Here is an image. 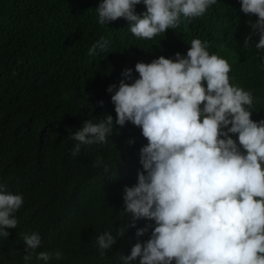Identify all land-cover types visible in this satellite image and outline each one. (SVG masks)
<instances>
[{
	"label": "trees",
	"instance_id": "trees-1",
	"mask_svg": "<svg viewBox=\"0 0 264 264\" xmlns=\"http://www.w3.org/2000/svg\"><path fill=\"white\" fill-rule=\"evenodd\" d=\"M100 2L0 0V184L24 199L15 213L17 227L0 237V264H45L35 254L24 261L25 233L40 234L37 253H62L47 264H123L120 255L150 238L154 221L141 218L131 227L132 217L123 212L124 187L137 183L140 149L148 143L140 127L115 124L116 89L107 88H118L124 69H132L133 79H125L132 83L139 78L137 62L186 56L191 41L201 39L210 54L231 64L230 82L252 92L251 118L264 119V50L255 48L258 34L244 44L252 32L248 22L258 17L243 13L241 0H217L203 16L151 40L135 37L124 18L99 24ZM135 11L142 14L146 6L138 4ZM101 37L110 41L107 51L89 56ZM106 114L114 123L107 143L81 145L73 155L78 141L72 134ZM230 135L238 142V134ZM97 159L103 160L100 167ZM146 224L152 228L137 237L136 229ZM124 227L125 234L101 256L96 238Z\"/></svg>",
	"mask_w": 264,
	"mask_h": 264
},
{
	"label": "clouds",
	"instance_id": "clouds-1",
	"mask_svg": "<svg viewBox=\"0 0 264 264\" xmlns=\"http://www.w3.org/2000/svg\"><path fill=\"white\" fill-rule=\"evenodd\" d=\"M216 2L101 0L96 10L99 24L124 18L135 37L151 40L203 16ZM141 3L146 6L142 14L135 11ZM241 10L258 17L248 22L252 32L244 44L258 34L255 48L264 50V0H241ZM109 43L101 37L89 48V56L107 51ZM208 47L193 39L186 56L177 52L175 59L161 55L150 63L137 62L139 78L126 83L133 79L127 68L118 88H107L110 93L116 89L111 96L115 124L131 122L148 141L140 149L143 171L137 183L124 187L123 212L132 217L131 227L141 218L154 221L155 227L136 229L140 237L152 228L151 236L135 243L130 255H120L123 264L137 258L139 264H264V119L251 118L252 92L230 82L231 64L210 54ZM113 129L110 114L98 123L85 121L72 134L78 141L73 155L81 145L107 143ZM230 134H238V142ZM102 164L97 159L95 166ZM104 170H109L107 165ZM23 203L22 194L0 184V237H9L7 229L17 227L15 213ZM125 231H106L96 238L101 256ZM23 241L28 248L25 262L34 254L45 264L53 255L62 256L58 251L37 253L38 232L25 233Z\"/></svg>",
	"mask_w": 264,
	"mask_h": 264
}]
</instances>
